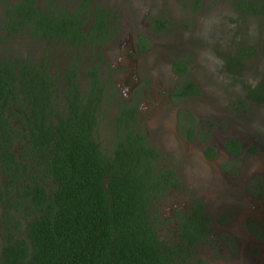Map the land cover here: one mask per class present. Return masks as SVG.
<instances>
[{"label": "flooded vegetation", "instance_id": "obj_1", "mask_svg": "<svg viewBox=\"0 0 264 264\" xmlns=\"http://www.w3.org/2000/svg\"><path fill=\"white\" fill-rule=\"evenodd\" d=\"M234 2L242 13L258 12L252 6L253 0ZM46 3L47 0L37 1L43 10ZM121 3L117 5L120 7ZM194 3L198 5L201 0L198 3L194 0ZM79 4V0H55V6L66 10L69 15ZM94 4H97L95 0H91L88 12L79 14L82 24L78 29L85 35L80 42L79 38L73 40L67 35L48 43L42 35L31 36L30 29L25 27L24 33L22 29H17L16 34L0 41L21 45L19 53L13 49L15 44L11 48L6 47L4 52L0 50L1 57H9L13 62L20 59L23 65H31L49 74L41 79L45 91L38 93L40 100L36 115L33 116L30 111L33 96L29 92L17 93L22 98L24 109H16L12 104V110L5 112L6 123L0 129V146L8 153L0 159V259L10 242L21 238L29 241L26 237L29 222L40 216L44 207H50L51 202H54V207H60L57 204L61 186L59 168L50 166L52 151L48 148L50 143L44 142L43 136L47 127L52 128L56 133L55 150L58 151V143L62 139L60 132L77 119L71 105L78 96L79 109L84 110L90 105L94 120L91 119V124L86 127V120L80 119L77 123L90 131L85 135L87 150L91 155H96L106 174L109 173V162L119 173L124 170V164L110 158H116L118 147L126 144L131 131L137 145L148 144L156 151L155 156L149 157L153 172L149 178L150 193L153 195L152 220L159 239L176 252V264H264V125L257 124L256 127L250 124L249 118L253 102L264 97V79L257 87L251 86L246 95L234 104L221 108L215 98L207 95L218 87L216 82H208V88L202 92L204 87L201 82L198 85L190 76L192 68L189 58L178 57L172 61L171 73L175 80L166 93L167 100L164 102L161 97L159 103L171 119V130L179 138V145L176 150L171 146L168 150L164 149V129L160 116L154 114L148 118V113L144 112L150 105L146 100L147 82L142 81L139 85L134 82L124 97L109 92L104 51L114 31L110 27V18L113 19L115 15L110 7L98 3L108 13L104 18L105 27L95 31ZM6 19L1 11L0 37L7 34ZM154 22L157 31L165 29L170 23L167 18H157ZM171 29H175L174 25ZM23 37H27L28 44L19 43ZM149 40L145 36L139 38L134 54L144 52L150 44ZM175 43L170 44L171 53L190 55L191 47L187 42L181 46ZM253 52L252 44L242 41L236 51L227 53L230 72L239 73L243 67H247L245 58ZM186 81L194 85V92L188 93ZM198 95L203 96L202 108L192 110L185 101ZM174 103L177 105L174 106ZM109 107L113 109L112 122L101 124L103 114ZM126 125H129V129H126ZM193 148L198 149L202 159L216 167L215 177L202 184L192 175L188 176L192 184L188 179V183L183 182L186 174L182 169L184 164L188 169V153ZM53 155L56 157V154ZM144 168L138 167L139 173ZM102 187L108 191L107 176L102 177ZM179 190L191 194L187 203L177 199L180 195L176 196L179 193L175 191ZM207 191L214 197L212 208L208 207ZM165 204L171 207V212L168 216H160L159 207ZM195 207H201L203 215L208 217V232L193 236L191 243L182 235V228ZM234 224L241 226L242 234L234 231Z\"/></svg>", "mask_w": 264, "mask_h": 264}, {"label": "trees", "instance_id": "obj_2", "mask_svg": "<svg viewBox=\"0 0 264 264\" xmlns=\"http://www.w3.org/2000/svg\"><path fill=\"white\" fill-rule=\"evenodd\" d=\"M37 1L12 3L0 0L8 20L7 34L0 37V41L16 34L17 29L24 33V27L30 29L33 37H46L48 43L67 35L73 40L79 38V42L85 37L78 29L82 24L79 14L88 12L91 0H79L72 15L56 7L55 0H47L44 10L39 8ZM92 12L93 29L101 31L108 12L99 4H94ZM45 76L49 74L23 65L20 59L13 62L0 55V129L6 123L5 112L12 110V104L16 109H24L17 93L29 92L34 97H31L30 111L36 115L38 93L45 91L41 81ZM186 83L188 93L194 92V85L190 81ZM77 102L78 96L71 105L77 119L60 132L62 139L58 151L55 150L56 133L52 128L47 127L43 136L44 142L50 143L48 148L52 155L56 154V157L49 156V164L54 169L59 168L61 186L57 204L60 207H54V202L49 203L50 207H44L40 216L29 222L26 230L29 241L21 238L10 242L2 252L0 264H176V252L159 239L152 220L153 195L149 178L153 172L149 157L155 156L156 151L148 144L137 145L131 131L126 144L118 147L116 158H110L124 164V170L119 173L109 162V173L106 174L85 143V135L90 134L85 127L94 120L92 107L88 105L80 110ZM80 119L86 120L84 128L77 123ZM6 155L7 149L0 146V159ZM138 167L145 168L139 173ZM103 176L109 178L108 191L102 187ZM207 220L202 208L195 207L185 220L182 235L192 243L190 238L208 232Z\"/></svg>", "mask_w": 264, "mask_h": 264}, {"label": "rangeland", "instance_id": "obj_3", "mask_svg": "<svg viewBox=\"0 0 264 264\" xmlns=\"http://www.w3.org/2000/svg\"><path fill=\"white\" fill-rule=\"evenodd\" d=\"M12 1L15 0H8ZM119 2H122L120 7L117 5ZM95 3L107 5L115 15L113 19L110 18V27L114 31L105 48L108 53L104 51L109 92L124 97L134 82L137 85L142 81L147 82L146 100L150 105L144 112L148 113V118L154 114L160 116L164 129V149L172 147L176 150L179 145V138L171 130V119L159 103L161 97L164 102L167 100L166 93L175 80L171 73L172 61L178 57L189 58L192 68L190 76L198 85L201 82L204 87L202 92L208 88V82H216L218 87L207 95L215 98L221 108L234 104L246 95L251 86L257 87L264 79V0H253L252 6L258 11L254 13H242L236 8L234 0H201L198 5L194 0H95ZM2 8L3 4L0 3V12ZM157 18H167L170 23L165 29L157 31L154 22ZM173 25L176 30L171 29ZM143 36L150 39V44L144 52L135 55L136 45ZM21 39L20 44H28L27 37ZM242 41L252 44L254 52L245 58L247 67L241 68L239 73H233L228 69L226 54L236 51ZM174 42L180 46L187 42L191 47L190 55L171 53L170 44ZM14 44L4 40L0 43V50L4 52L6 47L11 48ZM13 49L19 53L21 45L15 44ZM130 52L132 54L128 57ZM202 97L198 95L187 99L185 104L199 111L202 108ZM142 106L145 108L146 102ZM111 107L104 112L101 124L112 122ZM252 107L250 124L256 127L257 124L264 125V97L254 101ZM186 163L188 169L187 164L182 169L183 174H186L183 176L184 183L189 182L190 175L196 176L201 184L215 177V165L202 159L197 148L189 151ZM175 192L179 193L177 199L183 203L191 199L189 192ZM205 196L208 207H211L213 194L207 191ZM170 208L166 204L159 207L160 216L169 214ZM241 230L237 224L234 231L242 234Z\"/></svg>", "mask_w": 264, "mask_h": 264}]
</instances>
